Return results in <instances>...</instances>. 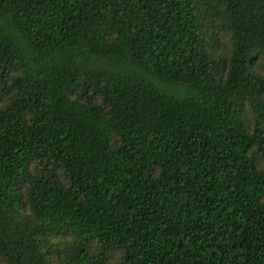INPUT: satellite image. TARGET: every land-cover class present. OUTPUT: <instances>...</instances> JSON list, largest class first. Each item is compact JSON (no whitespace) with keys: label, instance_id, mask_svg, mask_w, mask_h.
Segmentation results:
<instances>
[{"label":"trees","instance_id":"obj_1","mask_svg":"<svg viewBox=\"0 0 264 264\" xmlns=\"http://www.w3.org/2000/svg\"><path fill=\"white\" fill-rule=\"evenodd\" d=\"M261 66L264 0H0V264H264Z\"/></svg>","mask_w":264,"mask_h":264},{"label":"rangeland","instance_id":"obj_2","mask_svg":"<svg viewBox=\"0 0 264 264\" xmlns=\"http://www.w3.org/2000/svg\"><path fill=\"white\" fill-rule=\"evenodd\" d=\"M222 35L221 34H219V37H221ZM220 39H224V38H220ZM225 45L227 46V42H225ZM263 66H261V67H258L257 68V70L260 72V73H262L263 72ZM249 119H251V117L249 118ZM117 253L115 252H113V253H110L108 256H107V264H116V261H117Z\"/></svg>","mask_w":264,"mask_h":264}]
</instances>
